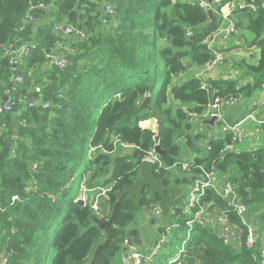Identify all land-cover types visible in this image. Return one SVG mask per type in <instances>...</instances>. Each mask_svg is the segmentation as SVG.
I'll return each instance as SVG.
<instances>
[{
    "label": "trees",
    "instance_id": "16d2710c",
    "mask_svg": "<svg viewBox=\"0 0 264 264\" xmlns=\"http://www.w3.org/2000/svg\"><path fill=\"white\" fill-rule=\"evenodd\" d=\"M40 4L45 8L30 10ZM106 5L114 7V17L106 16ZM226 11L229 8L218 9V22L210 28L207 12L183 0H0V101L14 76L24 78L12 110L0 117V255L8 257V264H87L106 240L101 225L111 215L98 216L75 202L70 187L78 173L95 184L113 166V184L107 189L112 214L122 190L139 178L142 154L156 140L166 152L165 167L172 168L180 163L183 147L196 146L204 138L191 134L193 116L202 117L216 99L250 97L263 88V7L256 13H235L248 20L261 49L258 66L247 70L255 79L253 86L215 81L204 87L200 79L175 83L190 60L198 66L213 60L206 41L218 30L220 14ZM27 14L32 22L25 21ZM66 26L84 31L87 37L71 42L74 53L68 55L66 69L49 68L47 55L57 44L69 43ZM30 45L36 49L27 57L18 54L13 66L11 51ZM42 67L47 70L41 74ZM36 87L43 88L39 99L33 93ZM146 97L158 117L139 109ZM171 97L189 107L191 114L168 107ZM40 102L50 107L43 108ZM59 103L61 110L55 106ZM149 119L157 120V132L140 127ZM230 143V136L211 140L206 158L195 162L191 181L207 174H214L217 182L230 181L249 208L250 222L264 234V148L225 152ZM89 146L98 147L100 153L85 164ZM121 147H132L134 152L118 154ZM168 174L161 171L156 176ZM14 196L19 201L13 205ZM148 196L145 192L141 207L153 204ZM211 202L220 208L226 205L210 189L204 203ZM140 208L127 197L122 200L113 241L97 264H113L120 258L126 239L134 244L139 233L130 231L129 225ZM253 214L261 221H253ZM187 250L184 264L198 260L260 264L254 252L225 245L208 229L196 228Z\"/></svg>",
    "mask_w": 264,
    "mask_h": 264
},
{
    "label": "built area",
    "instance_id": "2783aa9c",
    "mask_svg": "<svg viewBox=\"0 0 264 264\" xmlns=\"http://www.w3.org/2000/svg\"><path fill=\"white\" fill-rule=\"evenodd\" d=\"M192 4H198L203 10L211 9L214 11L212 5L216 3L218 9L220 7L229 8L224 14H220L222 23H228L227 27L223 30L225 37L230 36L236 31L235 23L232 21L231 16L234 12L250 10L256 13L260 7L264 8V0H213L208 2L207 0H200L194 2L191 0H186ZM35 8H45L43 4L39 6H31L32 11ZM215 12V11H214ZM215 13H218L215 12ZM105 14L107 17H114L116 11L112 5H107L105 7ZM25 21L32 22L33 17L30 14L26 15ZM64 34L66 36H76L81 40L86 39L87 35L84 31H79L73 26H66L64 28ZM188 36H192V32H188ZM56 47H60L57 44ZM36 49V45L25 46L15 52H12V63L13 66L18 64V54L23 57H27L31 50ZM209 49L214 52V58L210 62L206 63L203 67L206 70H210L217 65H219L223 56L219 52L213 50L212 46L209 45ZM8 52V51H7ZM72 53V50L67 51ZM15 56V59H13ZM49 66L52 68H57L64 70L69 65V60L64 57H57L55 55V49L52 50L48 55ZM13 87L9 92L8 99L6 102L0 105V117L12 110L15 101V95L19 92V89L24 84V78L17 75L14 76ZM264 87V86H263ZM39 93V90H38ZM62 94L58 95V100H62ZM239 99L228 98V99H216L214 103L210 105L209 114L211 117H217L219 125L221 127L224 136H230L232 143L228 144L225 152H234L235 144L242 142L241 137V125L242 123L229 124L226 121L225 116L221 113V107L223 105L237 104ZM37 103V102H34ZM41 103V102H40ZM30 108L34 107L35 104H29ZM43 108H49L50 103H41ZM57 109L61 110L63 108L62 104L55 105ZM250 116L249 118H251ZM262 124L264 121L261 122ZM159 145L158 142L155 143L153 148L145 152L142 161L150 162L154 166L156 174H160L161 171L170 172L171 170L181 167L182 171L187 173H193L196 164H191L188 162L176 163L172 168H166L163 160L160 158L158 153L155 151V147ZM99 150L98 147H93L89 150L90 161L95 157L96 152ZM207 150H210L208 145ZM94 156V157H93ZM93 157V158H92ZM213 190L217 195L225 200L226 205L223 208L215 206L213 202L204 203L205 197L209 190ZM109 190L100 188H88L87 180H85L80 186V195L75 200L76 203L83 202L85 206H89L90 209L101 216L100 202L103 199H108L107 193ZM19 201L18 196L12 197V204L14 205ZM156 208L152 206V209ZM158 209V208H157ZM157 215L160 216V211H157ZM171 216L176 219L174 225H166L161 228L164 229L160 233V237L154 244L151 254L146 256L140 252V250L132 244L130 239H126L123 243L122 259L124 264H152L156 257L160 255L161 251L165 246L168 245L170 238L173 237L177 232L183 231L185 234V239L176 254V256L168 261V264H184L185 258L188 256V245L191 242L192 236L196 228L208 229L218 234L225 245H230L237 249H242L245 247L247 250L254 252V258L258 259L260 264H264V234H260L255 226L250 222V211L249 208L241 202L238 197L237 191L233 184L228 180L222 181V186H219V182L214 178V174H207L204 178H197L192 180L191 191L187 197V204L181 209L174 208L171 210ZM102 217V216H101ZM238 221H236V218ZM171 244V242H170ZM8 257L5 255H0V264H8Z\"/></svg>",
    "mask_w": 264,
    "mask_h": 264
},
{
    "label": "crops",
    "instance_id": "0c3cea01",
    "mask_svg": "<svg viewBox=\"0 0 264 264\" xmlns=\"http://www.w3.org/2000/svg\"><path fill=\"white\" fill-rule=\"evenodd\" d=\"M191 1L198 2L200 0H197V1L191 0ZM235 13L237 12H234L231 16V19L235 23V26H236V31L233 32V34H231L228 37H225L223 30L227 27L228 23H222V19L220 17L218 30L213 35H211V37H209L206 41V45L208 46V49H209V45H211L214 51L222 54L223 56L222 62L216 67L210 70H206L203 66L195 65L193 64L192 60H190L188 62V65H189L188 70L183 75L177 78V82H175L176 84L178 85L184 84L191 79H200L203 82L204 87L210 86L209 83H213L215 81H238L240 82V85L242 88L247 87L249 85H252V86L254 85L255 79L247 75V70H248V67L258 66L260 62L261 49L257 43L258 37L253 32V30L249 27L248 20L245 19L243 15L235 14ZM241 29L245 31V34L243 36H240ZM235 35L239 36V38H237ZM74 39H79V38L76 36H69L68 37L69 43L61 42L60 47H55V55L57 57H62V58L66 57L68 59V55L74 53V50L71 47V42H74ZM226 48L230 49L229 52L226 54L223 51L219 50V49H226ZM68 49L72 50L73 52L68 53L67 52ZM211 53L213 54L214 52L211 51ZM214 55L215 54H213V56ZM249 57L250 59L251 57H254L255 60L249 61ZM48 67L52 68L49 65ZM46 70H47V67H44V68L42 67L41 74ZM38 90H39V93H38ZM42 90H43L42 87H36L35 89H33V91H35L33 93L38 94V99L42 97L41 95ZM3 103L4 102L1 100L0 105ZM168 107H172L173 109H182L190 113L189 107L183 106L181 103L176 102L172 97L170 98ZM220 110H222L221 113L225 116L226 121L229 124L242 123L241 131H240L241 137H242V143L244 141L245 133L250 134L252 133V131H256L257 134L260 135L261 143L257 142L252 145L251 143L247 142L243 147L244 151H247V152L253 151L254 146L258 149L264 148V123L263 124L261 123L262 121H264V87L262 89L256 90L250 97H245V100L243 101H240L239 99V102L237 104L223 105ZM209 111H210V106L208 107L206 113L202 117L193 116L190 122L191 127H192L191 134L204 136L203 140L197 142L196 150L197 152L203 151V153L205 154V158L208 154L207 147L210 141L217 140V139L224 137V133L221 130L219 122H216V126L214 128L205 124V121L211 118ZM250 116L252 117L249 118ZM140 127L142 129L151 130L152 132L155 133L157 132V129H158V123H157V120L155 119H149L144 122H141ZM157 142L158 140H156V143ZM91 148H93V146H89L87 154H86L87 161H90L91 159L90 153H89V150ZM121 149L123 150H121L118 154L127 156V155H132L134 152V149L132 147H121ZM99 153H100V150L96 152L95 157ZM114 154H116V150ZM190 157H191L190 153L184 156H181L180 162L181 163L188 162L191 164L192 163L195 164L196 160L198 159H195V157H192L190 159ZM181 172H182V177H180V179L177 178L179 177L177 175H175L177 177H172V178H175L176 184L179 187H181V183L183 182V180H188V181L190 180L191 182V179L193 178V173H187L184 171H181ZM101 201L103 202L107 201V204H108V199H103ZM152 206H155L156 208L152 209ZM146 209L154 212L157 217L162 216L161 210L154 203L151 204L150 207ZM157 211H160L161 213L160 216L157 215ZM110 215H111V210H110V206H108L104 213L102 211L101 216L109 217ZM162 225L166 226L168 224H162ZM159 229H158V233L153 236H150L149 234H144V233L138 235L137 238H134L137 240V243H134V245L138 249H141L144 246V243L142 240L143 238L146 239V242L152 241V245H154L157 239L159 238V234H160ZM120 264H124L122 256H120Z\"/></svg>",
    "mask_w": 264,
    "mask_h": 264
},
{
    "label": "water",
    "instance_id": "95a60500",
    "mask_svg": "<svg viewBox=\"0 0 264 264\" xmlns=\"http://www.w3.org/2000/svg\"><path fill=\"white\" fill-rule=\"evenodd\" d=\"M208 2H212L213 0H207ZM207 16L209 18L208 27H213L217 24L218 18L217 14L209 9L207 10ZM15 59V56H13ZM13 87V82H11L7 87V93L3 97L2 101L6 102L9 96V92ZM33 97V94L31 95ZM142 111H149L153 113L155 116H159L151 106V98L146 97L139 107ZM216 122H218L217 117H211L209 120L205 121V124L215 127ZM176 144H179V141H176ZM155 151L158 153L160 158L163 160L166 152L161 148L160 145L155 147ZM146 153H143L142 156L144 157ZM139 178L130 186H126L122 192L120 193L118 200L114 206L112 214L110 218L101 225V229L104 231L106 240L103 244L99 245L94 253V259L92 264H97L99 255L102 252L107 251L108 246L112 243V228L118 227L119 225V216L121 213V202L124 198H128L132 201L136 207L140 208V203L145 197V192L149 193V200L154 203L162 212V216L164 218H169L171 215V210L174 208H178L182 205V195L184 190L177 186L175 178H172L169 174L166 175L165 178L157 177L154 166L147 161H142L139 165ZM94 183H89L88 188L93 186ZM81 206H84L83 202H79ZM141 211L146 213L149 212L148 209L141 207ZM134 243H137V240H133Z\"/></svg>",
    "mask_w": 264,
    "mask_h": 264
},
{
    "label": "rangeland",
    "instance_id": "374dc122",
    "mask_svg": "<svg viewBox=\"0 0 264 264\" xmlns=\"http://www.w3.org/2000/svg\"><path fill=\"white\" fill-rule=\"evenodd\" d=\"M186 1V0H183ZM197 1V0H195ZM213 9L215 12L218 11V5L216 3H213L212 5ZM245 34V31L243 29L240 30V36H243ZM238 35V34H237ZM235 35L237 38H239V36ZM234 37V36H233ZM221 51H223L225 54L229 52V48L226 49H219ZM255 58L254 57H249V61H254ZM226 63V62H225ZM245 100V97L242 96L240 97V101ZM222 112V110H221ZM260 135L257 134L256 131H252V133L248 134L245 133L244 136V141L242 144L240 143H236L235 144V148H234V152L236 153H243V152H247L243 150L244 145L249 142L252 145L260 142ZM260 149V148H259ZM258 148H256L254 146L253 151L259 150ZM190 153L191 157H195V159L198 160H204L205 159V154L203 153V151L201 152H197L196 150V146L193 147H183L181 150V155L184 156L186 154ZM94 159V158H93ZM85 164L87 163V160H85L84 162ZM193 164V163H192ZM182 169L181 167H177L173 170H171L169 174L171 177H177L180 179V177H182ZM177 175V176H175ZM87 180L85 177L82 176V173H78V175L76 176V178L73 180L71 187H70V192L73 196H79L80 195V186L81 184ZM183 180V179H182ZM224 180V179H223ZM222 181V180H221ZM219 181V186H222V182ZM113 184V166L110 165L107 168V173L106 175L101 178L100 180H98L94 186H91L92 188H100V189H108L110 186H112ZM191 185H192V181L190 182V180L188 181H184L181 183V188L184 190V193L182 195V205L180 207H178L179 209H181L183 206H186L187 204V197L191 191ZM149 197V196H148ZM214 203V202H213ZM109 205L107 204V201L100 202V208H102L101 213L103 211V213L106 211L107 207ZM217 206V205H216ZM220 208V207H219ZM260 217L259 215H252V220L256 221L259 220ZM261 221V220H259ZM176 222V219L173 216H170L169 218H163L161 217H157L155 215L154 212L149 211L148 213L139 211L136 215H135V220L133 223H131L129 225V230L130 231H138L139 235L144 233V234H149L150 236L156 235L158 233V229L161 228L163 225L162 224H168V225H174ZM160 237V234H159ZM185 234L183 231L179 232L178 234H175L173 237L170 238V241L168 243L167 246L164 247V249L161 251L160 255H158L155 259V261L152 264H168V261L172 258H174L182 244V241L185 239ZM143 243L144 246L139 249L141 253H143L144 255L148 256L150 255L152 248L154 245H152V241L151 242H146V239L143 238ZM158 240V239H157ZM171 242V244H170ZM188 258V256L185 258ZM93 259H94V255L91 257V259L87 262V264H92L93 263ZM113 264H120V258H116L115 261L113 262ZM196 264H201L200 260L197 261Z\"/></svg>",
    "mask_w": 264,
    "mask_h": 264
},
{
    "label": "clouds",
    "instance_id": "9594fccd",
    "mask_svg": "<svg viewBox=\"0 0 264 264\" xmlns=\"http://www.w3.org/2000/svg\"><path fill=\"white\" fill-rule=\"evenodd\" d=\"M94 158H95V157H94ZM92 160H93V159H92ZM87 183H88V181H87ZM88 185H89V183H88ZM93 186H94V185H93ZM90 188H91V187H90ZM77 198H78V197H77ZM77 198H76V199H77Z\"/></svg>",
    "mask_w": 264,
    "mask_h": 264
},
{
    "label": "flooded vegetation",
    "instance_id": "af4514ba",
    "mask_svg": "<svg viewBox=\"0 0 264 264\" xmlns=\"http://www.w3.org/2000/svg\"><path fill=\"white\" fill-rule=\"evenodd\" d=\"M182 198V197H181Z\"/></svg>",
    "mask_w": 264,
    "mask_h": 264
}]
</instances>
